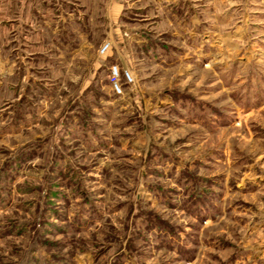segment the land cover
I'll return each instance as SVG.
<instances>
[{
	"label": "rangeland",
	"instance_id": "obj_1",
	"mask_svg": "<svg viewBox=\"0 0 264 264\" xmlns=\"http://www.w3.org/2000/svg\"><path fill=\"white\" fill-rule=\"evenodd\" d=\"M107 3L33 0L1 34L0 264H264V0L221 64L172 41L158 65L131 11L138 87L99 54Z\"/></svg>",
	"mask_w": 264,
	"mask_h": 264
},
{
	"label": "crops",
	"instance_id": "obj_2",
	"mask_svg": "<svg viewBox=\"0 0 264 264\" xmlns=\"http://www.w3.org/2000/svg\"><path fill=\"white\" fill-rule=\"evenodd\" d=\"M68 1L73 2L75 6V3L89 2L92 0ZM131 1L132 0H108L105 6V16L108 19L109 32L106 38L107 40L104 42H110L117 56V61L123 68L132 72L134 77V84H132V86L134 87L139 86L138 75L132 70L128 56L124 52V48L128 44V41L127 39L125 43L122 42L123 40L119 41L118 36L121 37L122 34L126 33L128 35L129 33L132 36V43H136V48L139 49L142 54H144L147 42L150 41L148 39L151 37L147 34L146 26L139 23V19L136 21L138 23H132V21L128 22L127 20L129 19L125 20V18H128V14H132L131 11H135L132 15L136 17H150L152 19L153 26L150 29L153 33L152 38H154V46L160 50L158 56L153 59L157 61L158 65L164 63V60L160 59V54L164 52L162 49L164 50L172 41L181 44V47L186 48L190 52L196 48L203 54L204 60L209 59L213 64H221L226 61V59L229 60L230 58L229 56L226 58V54L228 55L231 49L229 48V44H235V47L232 48H239L240 43L238 42L241 41L243 37H246L248 29L247 23H243L242 20L237 21L238 24L230 25L229 29V23H224V19L226 16L236 18V16L240 14L239 11L242 9V2H248L249 0H135V9L130 7ZM33 6V0H26L25 6H23L24 8L18 10L17 3L14 0H0V43L3 42L1 34L5 32L6 24L10 22L9 19L15 15L13 13L17 12L20 13L19 16L26 18L27 15L29 18H32L34 17V11L38 12L37 8L34 10ZM41 7L42 9H40V11L42 14L49 11L46 4L41 5ZM12 10L13 15L11 14ZM75 10L77 9L71 8V13H75ZM4 16L8 18L6 19ZM43 22L45 23L44 20L42 23ZM232 23H235V21ZM8 25L11 27V24ZM147 36L149 38H147ZM62 45L70 46L74 51L80 50V45L78 47L75 37L72 39V42L62 41L61 46ZM208 55H211L212 59ZM3 61V63H0V71L4 69L5 65L10 67L14 65L10 63L8 59ZM141 61V64H145L143 63V57Z\"/></svg>",
	"mask_w": 264,
	"mask_h": 264
},
{
	"label": "built area",
	"instance_id": "obj_3",
	"mask_svg": "<svg viewBox=\"0 0 264 264\" xmlns=\"http://www.w3.org/2000/svg\"><path fill=\"white\" fill-rule=\"evenodd\" d=\"M110 42H105L102 44L100 50H99V54H103L109 47H110ZM125 75H126V79L127 81L132 85L134 84V77L132 75V73L130 71H126L125 72ZM118 78H119V71L118 69L115 67L113 68L112 70V86L114 89H119V86H118ZM118 92V90H117ZM120 93V91H119Z\"/></svg>",
	"mask_w": 264,
	"mask_h": 264
},
{
	"label": "bare ground",
	"instance_id": "obj_4",
	"mask_svg": "<svg viewBox=\"0 0 264 264\" xmlns=\"http://www.w3.org/2000/svg\"><path fill=\"white\" fill-rule=\"evenodd\" d=\"M109 48H110V47H109ZM109 48H108V49H109ZM108 49H107V50H108ZM107 50H106V51H107ZM106 51H105V52H106ZM105 52H104V53H105Z\"/></svg>",
	"mask_w": 264,
	"mask_h": 264
}]
</instances>
